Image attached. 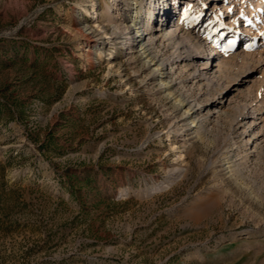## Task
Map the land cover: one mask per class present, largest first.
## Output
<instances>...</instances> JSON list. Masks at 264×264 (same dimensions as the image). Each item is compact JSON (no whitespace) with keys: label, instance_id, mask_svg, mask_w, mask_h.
<instances>
[{"label":"rangeland","instance_id":"rangeland-1","mask_svg":"<svg viewBox=\"0 0 264 264\" xmlns=\"http://www.w3.org/2000/svg\"><path fill=\"white\" fill-rule=\"evenodd\" d=\"M135 2L0 0V264H264V2L168 0L165 87L117 43L137 5L157 24ZM177 11L231 53L201 68L215 41Z\"/></svg>","mask_w":264,"mask_h":264},{"label":"bare ground","instance_id":"bare-ground-1","mask_svg":"<svg viewBox=\"0 0 264 264\" xmlns=\"http://www.w3.org/2000/svg\"><path fill=\"white\" fill-rule=\"evenodd\" d=\"M139 0H136V5L138 3ZM156 3V7L158 8V15H157V24L155 27L153 28H144V30H142L140 26H138L140 24V19H139V5H137L136 7H133L131 9V15H129V20H128V24L126 25V30H127V35L125 38H123L121 41L117 42V43H130V44H135V52L140 53V55L145 54V57H148L147 62L150 66H154L152 67V72L150 76H154L155 78H157L159 80V82L161 83L162 86H168L169 85V81L167 82L165 77L168 76V62L165 61L163 63H159L156 65V61H153V57L151 58V56L149 55L150 52L147 53L148 50H150L149 48L151 47L152 44L156 43V39H161L164 36L167 37L164 34V30L167 32L168 36L170 38L174 37L175 35V31L174 29H168V22H170L171 16H172V10L169 11L170 6H169V2L168 0H161V7H159V3L158 0H154ZM209 1H214V0H209ZM216 1V0H215ZM226 1V0H225ZM262 2H264V0H261ZM188 7V6H187ZM187 7H185L184 9H187ZM215 8L217 9L218 7L214 6L212 8V11H215ZM156 10H154L153 12H150V14H154ZM178 12V11H177ZM182 12H178V18H179V22H178V28L181 27V31L187 29L186 32H188V34H192V30L197 31V33H201V35L198 34V41H199V45L201 47V51H206V45H208V42L214 40L215 44H213L212 48H211V54L212 56L210 57V53L207 52V55H204L202 57L205 56L207 61H204L203 63H201V68H204L206 70H209L212 68V66H214V60L218 59L220 60L221 57H223L226 54L231 53V49L228 48L227 43H223L220 44L219 40L217 38L214 39L212 32H204L200 31V28H196L197 24H193L191 23L189 28V24H187V22L185 20H181V14ZM159 16V18H158ZM176 16V17H177ZM220 22H223L222 18H220L219 20ZM82 22L77 21L74 23V28L73 30L76 33H80L81 37H82V47L84 49V54L89 57V59H93V55L94 53L104 47V45L106 44V36H99L97 38H93V36L95 35L94 33L97 32V29H94L91 26L89 27H83L81 26ZM153 26V25H152ZM120 28V25H118V30ZM169 30V31H168ZM120 31V30H119ZM104 33H108V26L105 29ZM123 33V31L121 30V34ZM159 33V34H158ZM203 33V34H202ZM156 34L158 35L156 37ZM193 37V35H192ZM118 37L115 35L113 37V39H117ZM127 38H129L130 40L127 41ZM196 38V37H195ZM167 39V38H166ZM188 43V42H187ZM143 44H146V46H143ZM187 45V44H186ZM128 47V45H127ZM185 47V46H183ZM188 47V46H187ZM187 54L185 56H182L183 58L181 59V61L183 62L184 60L187 59H191L194 57H200V56H196V55H192V53H190V50H186ZM107 59H111L110 62H112V64L115 62L116 59H118L120 57V52L118 51V46L115 47H110L107 48ZM221 55V56H219ZM156 60V59H155ZM219 63V62H218ZM217 65L215 64V67H220L221 71L224 70L225 68V64L222 61L221 63H219ZM165 65V67L163 66ZM198 76L200 77V75L198 74ZM204 77H201V79ZM200 108V106L195 109V110H191L193 109V107L190 110H187L186 113L189 114V116L191 117L194 112H196L198 109ZM185 112V111H184ZM191 126H188V128H193L195 126H197V123H195V119L194 118H189V122ZM188 125V124H187ZM173 146V150L177 149L179 146L175 145L172 143ZM252 148V147H251ZM230 165V164H229ZM232 165V164H231ZM171 183V182H170ZM173 184V183H172ZM164 185H168L171 186V184H164Z\"/></svg>","mask_w":264,"mask_h":264}]
</instances>
